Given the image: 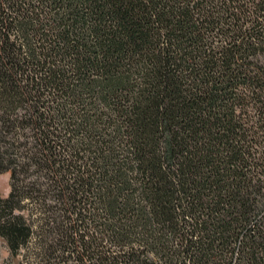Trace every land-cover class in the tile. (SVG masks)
Returning a JSON list of instances; mask_svg holds the SVG:
<instances>
[{
    "label": "trees",
    "instance_id": "16d2710c",
    "mask_svg": "<svg viewBox=\"0 0 264 264\" xmlns=\"http://www.w3.org/2000/svg\"><path fill=\"white\" fill-rule=\"evenodd\" d=\"M2 173L20 264H264V0H0Z\"/></svg>",
    "mask_w": 264,
    "mask_h": 264
},
{
    "label": "rangeland",
    "instance_id": "374dc122",
    "mask_svg": "<svg viewBox=\"0 0 264 264\" xmlns=\"http://www.w3.org/2000/svg\"><path fill=\"white\" fill-rule=\"evenodd\" d=\"M10 192V176L8 173L0 174V193L7 196ZM0 264H20V257H12L6 241L0 238Z\"/></svg>",
    "mask_w": 264,
    "mask_h": 264
}]
</instances>
